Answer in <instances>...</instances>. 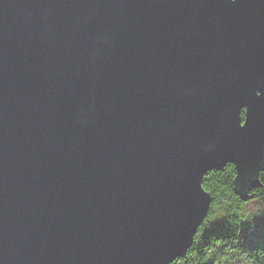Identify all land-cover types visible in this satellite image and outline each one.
Wrapping results in <instances>:
<instances>
[{
    "label": "water",
    "instance_id": "water-1",
    "mask_svg": "<svg viewBox=\"0 0 264 264\" xmlns=\"http://www.w3.org/2000/svg\"><path fill=\"white\" fill-rule=\"evenodd\" d=\"M235 166L264 168V0H0V264H171Z\"/></svg>",
    "mask_w": 264,
    "mask_h": 264
},
{
    "label": "trees",
    "instance_id": "trees-1",
    "mask_svg": "<svg viewBox=\"0 0 264 264\" xmlns=\"http://www.w3.org/2000/svg\"><path fill=\"white\" fill-rule=\"evenodd\" d=\"M235 175L232 163L222 170L211 169L204 174L202 186L211 197L208 214L185 255L171 264H264V242L249 245L241 235L246 203L254 199L264 205V168L247 197L236 192Z\"/></svg>",
    "mask_w": 264,
    "mask_h": 264
},
{
    "label": "rangeland",
    "instance_id": "rangeland-1",
    "mask_svg": "<svg viewBox=\"0 0 264 264\" xmlns=\"http://www.w3.org/2000/svg\"><path fill=\"white\" fill-rule=\"evenodd\" d=\"M241 235L249 245L264 242V205L257 200L246 203L241 222Z\"/></svg>",
    "mask_w": 264,
    "mask_h": 264
}]
</instances>
